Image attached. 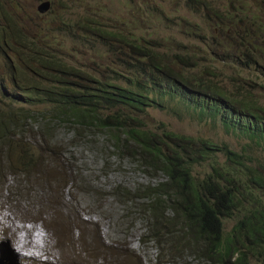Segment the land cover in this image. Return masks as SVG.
I'll list each match as a JSON object with an SVG mask.
<instances>
[{
  "label": "trees",
  "instance_id": "16d2710c",
  "mask_svg": "<svg viewBox=\"0 0 264 264\" xmlns=\"http://www.w3.org/2000/svg\"><path fill=\"white\" fill-rule=\"evenodd\" d=\"M84 24L88 25L82 31L73 28L72 32L91 47L101 43L113 59L112 64L96 65L92 73L74 70L49 53L44 43L48 38H28L11 23L10 35L18 41L13 46L0 28V54L16 46L24 52L19 54L18 68L6 65L10 83L0 77V151L10 141L7 134L16 139L28 130L33 134V128H39L43 137L48 135L46 127L57 126L93 139L105 136L119 158L134 159L149 174L163 177L142 194L147 197L140 205L150 216L148 236L157 245L159 258L174 263L189 259L190 264H250L249 258H254L264 264V205L257 194L264 198V169L247 167L225 144L180 135L164 125L156 133L140 118L148 109L171 108L170 104L197 120L218 121L226 132L264 144V100L251 89L230 91L225 73L229 57L218 59L221 48H213L216 37L170 53L165 45L148 46L123 29ZM121 24L128 29L132 22ZM257 25L252 17L248 19V39L237 47L244 53L241 64L261 70L264 79V58L245 53L261 50L260 41L257 47L248 46L257 40L261 30H254ZM215 62L225 70L218 71ZM206 165L210 172L200 177L199 170ZM124 192L128 201L141 197ZM232 216L237 218L235 225L225 232L223 221ZM101 250L105 251L103 245ZM118 254L126 257L122 250ZM134 256L129 263L142 264Z\"/></svg>",
  "mask_w": 264,
  "mask_h": 264
},
{
  "label": "rangeland",
  "instance_id": "374dc122",
  "mask_svg": "<svg viewBox=\"0 0 264 264\" xmlns=\"http://www.w3.org/2000/svg\"><path fill=\"white\" fill-rule=\"evenodd\" d=\"M46 1L50 4L39 12L38 8ZM251 17L258 23L254 30L260 27L261 30L255 36L258 41L248 46L257 47L260 41L261 50L245 53L263 59L264 0H0V28L5 30L8 44L18 45L15 36L10 35L11 23H15L28 38H48L44 43L49 53L72 69L79 67L88 73L97 70L100 64H112L113 59L101 43L91 47L72 32L73 28L77 33L82 31L88 25L85 21L110 31L123 29L142 38L148 46L165 45L170 53L182 52L216 37L213 48H221L219 60L229 57V69H221L216 62L213 65L229 76L230 91L234 92L233 87L251 89L264 100L261 70L255 72L243 66L244 53L237 47L242 39H248L245 29ZM121 22L132 24L126 29ZM216 23L222 30H217ZM13 49L0 54V77L6 78L7 83L10 82L6 76L10 73L6 65L18 68L19 54L24 55L18 46ZM8 88L12 89L10 85ZM168 105L171 108L148 109L140 117L143 124L156 133L164 125L180 135L225 144L241 156L247 167L264 169L263 143L226 132L218 121L197 120L180 107ZM38 129L33 128V134L28 130L16 139L7 134L10 141L0 151V264H16L12 258L13 245L22 251L17 241L15 244L20 233L4 231L6 216H11L16 225L41 227L56 246L55 263L132 264L129 259L135 254L134 259L138 256L142 264H190L189 259L174 263L165 256L159 258L157 245L148 236L151 219L146 210H140L147 197L142 194L163 181L162 176L149 174L134 159L119 158L105 136L93 139L69 127L57 126L46 127L48 135L43 137ZM199 172L201 177L210 168L203 166ZM124 191L141 197L132 196L134 201H128ZM257 194L264 205L263 195ZM236 220L232 216L223 221L225 232L231 231ZM102 245L105 251L101 250ZM120 250L125 258L119 256ZM249 262L262 264L254 258H249ZM21 264L34 263L23 258Z\"/></svg>",
  "mask_w": 264,
  "mask_h": 264
},
{
  "label": "bare ground",
  "instance_id": "6f19581e",
  "mask_svg": "<svg viewBox=\"0 0 264 264\" xmlns=\"http://www.w3.org/2000/svg\"><path fill=\"white\" fill-rule=\"evenodd\" d=\"M10 217H5L6 222L4 223V231H8L9 233H20V235H16L15 237V244L17 241V246L20 247L22 251H19L15 245L12 247V249H14V251L12 250V258L15 260L16 264H21L23 258L34 264H41L43 262L44 264H63L53 262L57 257V252L55 251L56 246L52 245L50 238L44 234L41 227L33 225L31 227L20 224L16 225L12 220L13 218L11 219Z\"/></svg>",
  "mask_w": 264,
  "mask_h": 264
},
{
  "label": "water",
  "instance_id": "95a60500",
  "mask_svg": "<svg viewBox=\"0 0 264 264\" xmlns=\"http://www.w3.org/2000/svg\"><path fill=\"white\" fill-rule=\"evenodd\" d=\"M48 4H49L48 2L42 4V5L38 8V11L42 13V12L48 7Z\"/></svg>",
  "mask_w": 264,
  "mask_h": 264
}]
</instances>
